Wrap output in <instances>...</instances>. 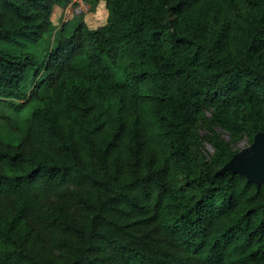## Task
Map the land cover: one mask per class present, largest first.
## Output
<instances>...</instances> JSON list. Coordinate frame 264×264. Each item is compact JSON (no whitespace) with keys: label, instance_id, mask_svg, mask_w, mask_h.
<instances>
[{"label":"trees","instance_id":"1","mask_svg":"<svg viewBox=\"0 0 264 264\" xmlns=\"http://www.w3.org/2000/svg\"><path fill=\"white\" fill-rule=\"evenodd\" d=\"M0 0V264H264V184L188 146L264 130V0Z\"/></svg>","mask_w":264,"mask_h":264},{"label":"rangeland","instance_id":"2","mask_svg":"<svg viewBox=\"0 0 264 264\" xmlns=\"http://www.w3.org/2000/svg\"><path fill=\"white\" fill-rule=\"evenodd\" d=\"M107 11L104 2L100 1L91 8L89 0H70L62 7L53 4L50 8V29L51 39L63 24L68 27L75 26L79 22H84L88 27L95 28L105 22ZM2 123L0 122V128ZM245 131L240 137H234L226 130L213 124L210 111L201 108L190 125V135L188 146L197 164L208 163L213 153L211 141L215 137H221L226 141H232L233 151H239L252 143L254 133L247 123H244Z\"/></svg>","mask_w":264,"mask_h":264},{"label":"water","instance_id":"3","mask_svg":"<svg viewBox=\"0 0 264 264\" xmlns=\"http://www.w3.org/2000/svg\"><path fill=\"white\" fill-rule=\"evenodd\" d=\"M225 170L243 175L257 189L264 184V130L254 135L249 146L234 153L220 172Z\"/></svg>","mask_w":264,"mask_h":264}]
</instances>
